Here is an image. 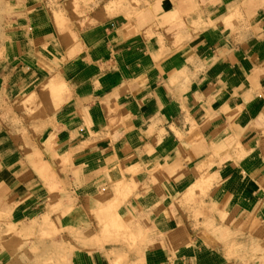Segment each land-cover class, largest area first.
I'll return each instance as SVG.
<instances>
[{"label": "crops", "instance_id": "1", "mask_svg": "<svg viewBox=\"0 0 264 264\" xmlns=\"http://www.w3.org/2000/svg\"><path fill=\"white\" fill-rule=\"evenodd\" d=\"M0 88L41 119L0 128V229L110 202L134 251L66 264H232L264 246V0H27Z\"/></svg>", "mask_w": 264, "mask_h": 264}, {"label": "rangeland", "instance_id": "2", "mask_svg": "<svg viewBox=\"0 0 264 264\" xmlns=\"http://www.w3.org/2000/svg\"><path fill=\"white\" fill-rule=\"evenodd\" d=\"M26 2L27 0H0V57L6 41L22 21ZM31 104L33 108L27 107L22 101L10 99L0 88V128L7 131L12 127L21 128L23 135L33 127L37 128L41 119L34 116L37 106L35 103ZM116 187L119 188V184ZM198 204L196 199L195 215L207 216V213L200 211ZM98 210L80 217L62 214L15 224L7 223L4 219V228L0 229V239H3L0 241V253L12 259L10 264H66L67 255L70 253L107 243L112 247L123 248L121 259H126L136 248L138 239L119 221L116 204L106 202ZM228 249L230 255H235L236 246ZM241 249L242 260L236 262L237 264H264V246L251 245L248 242ZM111 253L114 255L116 250L112 249Z\"/></svg>", "mask_w": 264, "mask_h": 264}]
</instances>
